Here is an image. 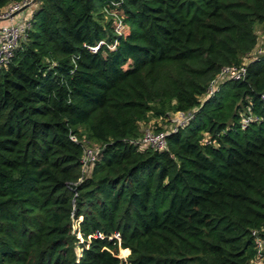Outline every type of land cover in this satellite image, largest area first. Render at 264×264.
I'll return each mask as SVG.
<instances>
[{"label":"trees","instance_id":"trees-1","mask_svg":"<svg viewBox=\"0 0 264 264\" xmlns=\"http://www.w3.org/2000/svg\"><path fill=\"white\" fill-rule=\"evenodd\" d=\"M33 3L0 68V264H262L264 0Z\"/></svg>","mask_w":264,"mask_h":264},{"label":"built area","instance_id":"built-area-1","mask_svg":"<svg viewBox=\"0 0 264 264\" xmlns=\"http://www.w3.org/2000/svg\"><path fill=\"white\" fill-rule=\"evenodd\" d=\"M33 4L32 0H21L17 2H12L8 7H6L0 14L1 20L13 19L16 16V12L20 11L22 7H29ZM16 13V14H14ZM28 19L23 23L19 24H6L0 26V68L6 66L13 55L14 48L18 44L21 38L26 36V30L29 28ZM117 29L121 30L120 23L117 24ZM91 51H96L98 46L88 47ZM264 52V51H263ZM262 52V53H263ZM245 74L244 66H225L222 67L218 75L210 82L207 89L208 94H212L217 83L223 79L229 78L238 80L241 79ZM72 139H75L72 137ZM143 146H150L157 149H162L165 146V133L158 132L152 133L146 131L143 137L139 140ZM98 148H86L84 153L83 164L86 166L87 162L93 161L97 155ZM95 237H101L100 233H96ZM119 239L118 233L113 236ZM256 258L262 264H264V240L256 238Z\"/></svg>","mask_w":264,"mask_h":264},{"label":"rangeland","instance_id":"rangeland-1","mask_svg":"<svg viewBox=\"0 0 264 264\" xmlns=\"http://www.w3.org/2000/svg\"><path fill=\"white\" fill-rule=\"evenodd\" d=\"M36 8H37V4L33 3L31 6L27 7L25 10L19 12L17 14V17L15 18V21H16L15 23L19 25H23V23L28 19V11L31 12L32 9L34 10ZM255 31L258 36V44L255 47L254 51L251 53L252 54L251 57L253 55L260 54L264 51V30L260 26H256ZM245 62H248V60H246ZM186 119H187L186 115L181 116V114L179 113L169 114V121L171 123L169 127L173 128L175 126H179L182 123H184ZM80 251H81V248L78 245H76L75 247L76 254L79 255ZM128 255H129V251L125 253L124 251H122V249L121 250L119 249L118 256L120 258L125 259Z\"/></svg>","mask_w":264,"mask_h":264},{"label":"crops","instance_id":"crops-1","mask_svg":"<svg viewBox=\"0 0 264 264\" xmlns=\"http://www.w3.org/2000/svg\"><path fill=\"white\" fill-rule=\"evenodd\" d=\"M25 9H26V8H25ZM25 9H22L21 11H23V10H25ZM21 11H19V12H21ZM19 12H18V13H19ZM18 13H17V14H18ZM30 13H31V12L28 11V19H29V17H30ZM17 14H16V16H15L13 19H7V20H1V19H0V26H2V25H6V24H15V22H16V21H15V18L17 17ZM20 19H21V18H20ZM18 22H19V21H18Z\"/></svg>","mask_w":264,"mask_h":264},{"label":"water","instance_id":"water-1","mask_svg":"<svg viewBox=\"0 0 264 264\" xmlns=\"http://www.w3.org/2000/svg\"><path fill=\"white\" fill-rule=\"evenodd\" d=\"M32 2H34V0H32ZM25 8H26V6L22 7L21 10H22V9H25ZM21 10H20V11H21ZM18 12H19V11H18ZM18 12H16V13H18ZM16 13H14V14H16ZM179 114H181V116H184V115H185V114L182 113V112H179ZM186 116H187V114H186Z\"/></svg>","mask_w":264,"mask_h":264}]
</instances>
